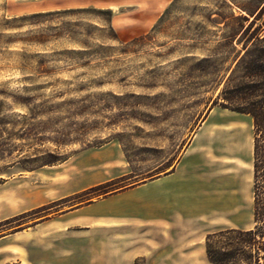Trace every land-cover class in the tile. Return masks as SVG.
I'll return each instance as SVG.
<instances>
[{
	"label": "rangeland",
	"instance_id": "obj_1",
	"mask_svg": "<svg viewBox=\"0 0 264 264\" xmlns=\"http://www.w3.org/2000/svg\"><path fill=\"white\" fill-rule=\"evenodd\" d=\"M263 5L0 0V264H31V254L48 264H213L208 235L253 227L250 162L224 155L207 167V200L190 206L188 224L180 212L165 230L91 235L61 215L157 175L146 170L173 163L184 136H206L203 122L223 108L221 93L246 52L242 17ZM108 142L120 146V161L115 151L96 154ZM106 177L118 178L89 193Z\"/></svg>",
	"mask_w": 264,
	"mask_h": 264
},
{
	"label": "crops",
	"instance_id": "obj_2",
	"mask_svg": "<svg viewBox=\"0 0 264 264\" xmlns=\"http://www.w3.org/2000/svg\"><path fill=\"white\" fill-rule=\"evenodd\" d=\"M211 119L215 124H220L210 128ZM203 126L206 136H184L177 158L167 168L161 169L162 166L159 165L146 170V174L158 171L157 175L145 177L137 183L107 192L96 201L85 203L63 213L61 217L67 218V226L77 228L79 232L88 231L91 235L95 233V230H113L115 233L120 231L137 236L142 229L165 230L167 222L178 221L177 216L180 212L183 214L181 216L183 223L188 224L192 216L190 206L197 202L198 197L203 202L207 200L208 181L212 180L207 174V167L215 165L214 161H218L215 158H222L223 155L228 162L249 161L254 177L253 118L225 108L212 109L203 122ZM215 129H220V132L215 136H207ZM246 139L248 146L241 150L243 147H239V142L241 141L245 147ZM119 147L113 142H108L97 148L96 154H111L115 151L117 153L115 160L120 161ZM88 150L82 152L86 153ZM117 178L106 177L93 188L109 186ZM111 186L114 185L109 187ZM142 206H145V211L142 210ZM46 221L48 220L37 224L36 227ZM250 228L252 227L225 228L220 231ZM129 257L134 259L137 256ZM30 259L31 264H48L46 259L44 262L35 261L32 254Z\"/></svg>",
	"mask_w": 264,
	"mask_h": 264
},
{
	"label": "trees",
	"instance_id": "obj_3",
	"mask_svg": "<svg viewBox=\"0 0 264 264\" xmlns=\"http://www.w3.org/2000/svg\"><path fill=\"white\" fill-rule=\"evenodd\" d=\"M247 15L242 20L249 24H242L240 30V39L246 41V52L227 80L221 93L224 100L221 106L247 114L254 120V226L247 230L227 229L208 235L206 252L213 264H264V230L258 227L260 221H264V5L257 12H247ZM111 31L117 39L115 30L111 28ZM251 41L254 44L248 48ZM234 77H239L240 81L228 88ZM53 162L56 161L48 163ZM106 187L108 185L92 188L89 193ZM222 238L227 241L220 246L218 239Z\"/></svg>",
	"mask_w": 264,
	"mask_h": 264
}]
</instances>
